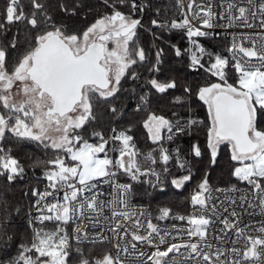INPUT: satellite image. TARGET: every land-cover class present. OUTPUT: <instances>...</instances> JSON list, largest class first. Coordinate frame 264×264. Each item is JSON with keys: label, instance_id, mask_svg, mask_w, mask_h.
<instances>
[{"label": "snow or ice", "instance_id": "6c2138e0", "mask_svg": "<svg viewBox=\"0 0 264 264\" xmlns=\"http://www.w3.org/2000/svg\"><path fill=\"white\" fill-rule=\"evenodd\" d=\"M34 11L30 16L26 15L22 8H18L19 0H9L5 10V20L8 24L25 21L33 29L39 28L41 22L46 27L35 35L29 49L18 58L11 70L8 66V46H0V138L6 132L11 133L19 139L39 142L45 149L51 148L57 152H63L64 156L42 161L37 160L34 166H44L43 178L48 182L45 191L32 190V196L39 197L36 201L37 211H41V204L49 215L37 217L44 221H57L65 224L74 218L79 221L74 229L77 241L88 239L86 229L89 223H99L100 216L106 208H111L112 226L110 231L123 240L121 229L126 233L128 229L124 222L131 221L135 231L132 232V240L152 245L153 234L158 238L159 244H165L168 231L161 230L151 220L147 221L148 232L146 235L139 234L142 222L137 211L131 206L132 184L119 183L117 172L129 176L132 181L139 182L141 177L152 175L160 183L159 173L154 169L145 168L141 165L138 157L141 155L133 143V137L127 130L116 132L110 140L119 142V147L114 148L118 155L115 159L109 157L107 145L109 140L104 138L103 133L93 132L92 135L99 139V143H90L80 133L87 125L96 119L95 106L101 102L110 105V111L115 114L117 109L111 105L121 91V81L126 78V73H131L133 79H137L135 72L131 69L138 62L146 60V53L136 43L137 29L141 26V20L132 18L119 10H113L110 14L96 19L82 33L69 32L63 25L53 22L46 9V5L39 0H30ZM124 0H120L123 3ZM179 3V0H177ZM251 3V0H249ZM107 3V0H105ZM182 6V5H181ZM62 11L68 12L65 4H60ZM133 11L137 10L135 0H132ZM234 5L229 3L228 8ZM189 11L193 4L188 5ZM260 11L264 13V3L259 5ZM142 10V9H141ZM74 12L75 9H72ZM202 18L203 25L211 28V18L215 13L209 5ZM238 16L229 14V21L242 20L247 24L248 9L238 8ZM200 12H194L193 16H199ZM256 15L255 12L252 13ZM40 17L43 18L39 19ZM155 26H162L157 20H152ZM4 25L0 24V28ZM261 28H264L262 19ZM171 28H186V36L192 47L185 50L190 53V68H205L201 58L204 55L211 56L206 49L197 43L193 37H203L209 33L195 28L189 19L185 17L182 21H173ZM251 39V37H244ZM16 38L10 45L16 47ZM113 45L109 47L108 45ZM135 46V47H134ZM177 56L182 55L181 50L175 45ZM194 49V50H193ZM238 50L242 56L236 58ZM162 51H157V63L160 61ZM234 53L235 63L232 65L238 75L236 84L228 83L226 69L229 60L215 55L205 71L211 76L217 77L220 82L206 84L199 87L196 96L202 101L208 110V127L206 147L210 153L211 162L214 164L218 151L223 144L230 146L231 159L238 162L240 166L235 167L232 175L240 181H246L251 186V192L255 193L259 201V207L264 212V129L259 127L260 120L264 118V35L259 41L252 40L251 47L243 44H233L229 48ZM256 63H252V60ZM156 65L149 69L150 72L158 71ZM147 83L158 93H165L169 89L177 87L175 80L161 82L152 78ZM186 93H191L190 88H185ZM141 104L147 103V96L140 97ZM176 103H181L182 98L176 97ZM140 105L137 106L139 109ZM202 123L196 119H188L184 126L181 121L175 123L158 116L154 113L148 115L144 121V127L148 130L149 138L154 142H160L161 129H167L168 140H173L176 135L182 134L186 128L190 129ZM159 160L167 165L172 158L166 148L160 147ZM104 153L103 158L98 154ZM191 153L194 157H201L202 150L198 143L191 145ZM177 163L180 168H185L186 161L180 159L179 149H176ZM144 159L152 164L157 163L152 152L144 154ZM71 161L69 163L68 161ZM0 170L6 175L7 181L11 183L17 177L22 176L25 169L18 159L6 153L0 148ZM168 171L167 167L163 169ZM97 178H105L104 183H109L112 188L113 198L108 201L100 199L102 193L96 192L97 184L93 183ZM191 179V172L180 178H174L171 183L176 188H181L185 182ZM152 183V181H145ZM155 186V185H154ZM64 190L63 200L48 203L47 199L53 197L54 193ZM163 191V189H161ZM217 192L234 193L240 189L232 186L228 189H215ZM213 189L209 186L207 173L204 179L193 191L190 202L198 206L192 215L176 216V219L187 220L188 227L184 229L189 241L177 244H168L164 250L159 247L147 257L151 264H173L174 257L169 260L170 253H178L181 248L188 250L192 258L200 257L208 264H226L221 260L228 253L227 264H245L252 261L255 264H264V226L250 229L248 232L239 227L236 220L224 217L220 223L224 229H232L238 239L245 241L243 248L233 247L228 250L216 249L208 252L204 248L212 249V245L206 243L209 226L213 224L212 216L218 215L215 205L210 207ZM230 198V197H229ZM237 201L232 200L235 204ZM240 206L248 204L254 206L249 194L242 193L239 197ZM227 211V209H225ZM0 240L4 239L7 226L10 223V212L6 203H0ZM212 213V216L209 215ZM142 215V213H140ZM170 209L161 208L158 219L169 217ZM232 217H237L235 210L231 212ZM135 217V219H133ZM107 221L109 217L104 216ZM33 223V221H29ZM175 227V226H173ZM247 228V226H245ZM222 229V231L224 230ZM103 231V229H101ZM258 233V234H254ZM179 235V233H178ZM192 237L198 238L192 241ZM106 239V237H100ZM9 239H11L9 237ZM221 239L222 237H217ZM7 243V240L4 241ZM236 243V241H233ZM119 249L120 245H115ZM131 247L135 249L136 245ZM69 236L60 227L55 231H44L43 228L34 230L33 240L30 245H20V250L15 257L4 261L3 264H67L69 253ZM80 249H77L79 252ZM127 253L128 249L125 248ZM31 253H34L32 255ZM194 254V256H193ZM142 256L143 253H140ZM215 257V260L212 258ZM80 264H125L117 256L115 259L105 254L102 259L90 262L87 258H81ZM196 264H200L197 261Z\"/></svg>", "mask_w": 264, "mask_h": 264}, {"label": "trees", "instance_id": "16d2710c", "mask_svg": "<svg viewBox=\"0 0 264 264\" xmlns=\"http://www.w3.org/2000/svg\"><path fill=\"white\" fill-rule=\"evenodd\" d=\"M46 5L47 13L53 17V22L63 25L69 32L82 33L96 19L110 14L114 9L130 15L132 18L141 20V26L137 29L136 43L142 47L146 53V60L138 62L133 66L131 72H135L137 79H133L131 73H126V78L121 81L120 94L111 105H114L117 112L110 111V105L99 103L95 106L96 119L90 122L80 133L88 141L98 142L99 139L92 135L93 132H101L109 144L106 147H119V142L110 140L113 129L116 132L127 130L133 137V143L141 155L138 157L141 165L145 168L154 169L159 173L160 183L152 175L141 177L140 181H132L131 178L122 172H117L116 179L123 183L132 184L133 201L146 204L151 211V218L155 222L183 223L186 220L176 219V216L187 217L188 209L191 205L190 197L197 185L204 179L207 173L209 186L227 185L232 183L247 184L232 175L236 161L231 159L230 146L221 145L215 163L211 162L210 153L206 147L208 110L207 106L200 101L196 93L199 87L206 84L220 82L217 77L205 71L215 57L220 55L226 57V40L223 37L203 36L193 37L198 44L206 49L207 53L201 58L205 68H190V53L185 50L191 46L186 31L181 28H171L173 21L179 22L181 19L179 3L177 0H135L137 10L131 7L132 0H39ZM9 0H0V46H8V66L9 70L13 64L31 46L35 35L43 31L46 25L41 22L39 28L33 29L25 21L8 24L5 20V10ZM65 4L69 8L64 12L59 7ZM18 8H22L26 15L30 16L35 9L32 8L30 0H19ZM72 9H75L73 12ZM142 9V10H141ZM41 21L43 20L40 17ZM152 20H160L166 23L164 27L152 26ZM13 37L16 38V47H10ZM178 47L182 55L177 56L175 49ZM135 47V46H134ZM162 51L159 63H157L156 53ZM194 50V49H193ZM153 65L159 69L150 72ZM228 83L236 84L238 75L229 62L226 69ZM156 78L161 82L175 80L177 87L169 89L165 93H158L147 83L148 80ZM185 88H190L191 93H186ZM147 96V103L141 104L140 97ZM176 97H181L182 102L176 103ZM140 105L139 109L136 107ZM154 113L164 116L175 123L181 121L184 126L188 119H196L202 123L187 129L173 140H168L167 129H161L162 140L154 143L149 138L148 130L144 127V121L148 115ZM3 114V110H0ZM259 127L264 129V118L260 120ZM198 143L202 150L201 157H194L191 153V145ZM160 147L166 148L171 155L167 165L159 160ZM0 148L12 155L24 167L22 176L17 177L9 183L6 175L0 174V203H6L10 212V223L3 240H0V264L15 257L20 245H30L33 240L34 230L43 228L44 231H55L57 227L66 228L69 236L70 256L67 264H80V259L87 258L90 262L102 259L107 254V246L101 242L76 243L70 238L69 226L56 221H47L43 224L29 223L26 212L31 205L32 190L38 188L46 180L43 178L44 166H34L37 160H50L57 156L66 157L65 153L57 152L54 149H45L39 142L19 139L6 132L0 138ZM176 149H179L180 159L187 162L185 168H180L177 163ZM152 152L157 163L152 164L144 159V154ZM114 155L117 153L113 151ZM167 167L168 171L163 169ZM191 172V179L181 187L176 188L171 181L180 178ZM3 170H0L2 173ZM145 181H152L147 183ZM155 185V186H154ZM163 189V191H161ZM170 209L169 217L158 219L161 208ZM0 219H3V212H0ZM9 237L11 239H9ZM7 240V243L4 241ZM77 249H80L77 252ZM34 255V253H31ZM149 264V263H141Z\"/></svg>", "mask_w": 264, "mask_h": 264}, {"label": "built area", "instance_id": "2783aa9c", "mask_svg": "<svg viewBox=\"0 0 264 264\" xmlns=\"http://www.w3.org/2000/svg\"><path fill=\"white\" fill-rule=\"evenodd\" d=\"M190 3L193 4L191 11H189L188 8ZM229 3L233 4L234 7L229 9ZM262 3H264V0H251V3L249 0H179L181 14L180 21L187 17L193 27L199 28L200 30L209 33V35L206 36L223 37L227 43L226 58L229 60L230 64L233 65L235 63V60L233 59L234 53L229 51V48H231L233 44H243L245 47H251L252 40L259 41L260 37L264 35V28L260 27L261 21L264 19V13H262L259 8V5ZM209 5H211L212 12L215 13L210 21L213 25L211 28L203 25L202 18L204 17V12L200 11L201 9L207 10ZM239 7L248 9L247 24H251L252 27H248L242 20H233L230 23L229 14L232 16H238ZM194 12H200V15L193 16ZM253 12L256 13L255 16L252 15ZM158 22L162 26L157 27L166 26L165 22L160 20H158ZM151 25L155 26L152 23ZM184 30L187 31L186 28H184ZM246 36L251 37V39H244ZM235 56L236 58H239L242 56V53H239L237 50ZM252 63H256V61L253 59ZM136 109L138 108L136 107ZM104 179L105 178H97V180L93 181V183L97 184L95 191L102 193V195H100V199L108 201L113 198V193L110 184L104 183ZM118 182L123 183L120 181ZM47 183V181L43 182L36 189H38L40 192L45 191ZM233 185L240 189V191L234 193L215 191V189H228ZM210 187L213 189V192L211 193L212 200L210 202V207L215 205L216 209L218 210V215L212 216V213L209 212V215L212 216L214 222L209 226L206 243L211 244L212 249L204 248L203 251L211 252L216 249H223L226 251L233 247L243 248L245 241L242 238L238 239L237 234L232 229H224V225L220 223V220H222L224 217H228L230 221L236 220L239 227L244 228L246 232H248L250 229L264 226V212H262L261 208L258 206V198H256L255 193L251 192V186L248 184L232 183L227 185H213ZM242 193L249 194V199L252 200L254 206L249 207L248 204H245L243 207L240 206L239 197ZM63 194L64 190L61 189L59 192L54 193L53 197H49L47 202L52 203L56 200L62 201ZM38 199L39 197L32 196L31 205L26 212V218L29 221H33L34 224L40 225L47 221L41 223L37 217L41 214L49 215L50 213L43 209L42 204L40 206L41 211H37V207L35 205ZM232 200H236L237 202L233 204ZM130 203L131 206L137 211V214L139 215V218L142 222V226L139 229V234H147V221L150 219L151 222L161 230V233L164 231H168L170 233L169 236L165 237V244H159L158 238L155 237V234H153L154 243L152 245L133 241L132 232L135 231V229L132 227L131 221L124 222L128 231L125 233L124 229H121V235L124 236V239H119L116 234L109 230L112 226L110 207L104 209L103 215L100 216L98 224H95V226L93 223L88 224V228L86 229L88 239H82L80 241L74 239L73 237L76 235V233H74V229L77 227L79 221L75 218L72 221H69L67 225L69 226L70 238L76 243H104L107 246V254L111 255L114 259L119 256V259L124 261L125 264H151L147 257L151 255V253L155 251L157 247H159L160 250H164L168 244H182L189 241V237L184 231H182L190 227L187 220L183 223L154 222L151 218V211L146 204L133 201L132 198ZM197 207L198 206H193L191 204L188 209L187 216L192 215ZM225 209H227V211H225ZM233 210L237 212V217L231 216V212ZM140 213H142V215H140ZM104 216L109 217V219L106 221ZM133 219H135V217ZM58 223L65 224L63 222ZM245 226H247V228ZM101 229H103V231H101ZM222 229L224 230L222 231ZM100 237H106V239H101ZM217 237H222V240L217 239ZM191 239L192 241H196L198 238L192 237ZM233 241H236V243H233ZM117 243L120 245L119 249L115 247ZM132 244L136 245L135 249L131 247ZM125 248L128 249L127 253L124 252ZM140 253H143V255L141 256ZM173 257L175 258L173 264H196L197 261H200V264H208V262H203L200 257H190L188 250L185 248H181L178 253H170L167 259L171 260ZM229 257L234 258L233 254L228 253L227 255L222 256L220 259L225 261L227 264ZM212 259L215 260V257ZM245 264H253V262L245 261ZM255 264H259L258 258L256 259Z\"/></svg>", "mask_w": 264, "mask_h": 264}, {"label": "rangeland", "instance_id": "374dc122", "mask_svg": "<svg viewBox=\"0 0 264 264\" xmlns=\"http://www.w3.org/2000/svg\"><path fill=\"white\" fill-rule=\"evenodd\" d=\"M108 46H109V47H112L113 45L109 44ZM225 50H226V54H227V45L225 46ZM225 58H226V57H225ZM237 79H238V78H237ZM89 142H90V143H93V144H97V143H99L100 141L95 142V141H92V140H91V141H89ZM107 149H108V153H107V154L109 155V157L115 159V157L118 155V153H116V154L114 155L111 146H110V147L108 146ZM98 155H99L101 158H103L104 153H100V154H98ZM65 159L68 160L67 156L65 157ZM68 162L71 163L70 160H69ZM238 166H240V165L238 164V162H236L235 165H234V167H233V170H234L235 167H238ZM152 221L155 222V221H157V220H155L154 217H153V218H152ZM62 229L64 230V232L67 233L66 228H62ZM48 232H51V231H48Z\"/></svg>", "mask_w": 264, "mask_h": 264}]
</instances>
